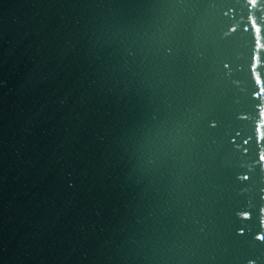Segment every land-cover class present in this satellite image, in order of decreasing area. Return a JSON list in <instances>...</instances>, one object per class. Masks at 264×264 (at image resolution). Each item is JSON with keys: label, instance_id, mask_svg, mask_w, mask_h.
Instances as JSON below:
<instances>
[{"label": "water", "instance_id": "obj_1", "mask_svg": "<svg viewBox=\"0 0 264 264\" xmlns=\"http://www.w3.org/2000/svg\"><path fill=\"white\" fill-rule=\"evenodd\" d=\"M264 0H0V264H264Z\"/></svg>", "mask_w": 264, "mask_h": 264}, {"label": "snow or ice", "instance_id": "obj_2", "mask_svg": "<svg viewBox=\"0 0 264 264\" xmlns=\"http://www.w3.org/2000/svg\"><path fill=\"white\" fill-rule=\"evenodd\" d=\"M262 159H264V157H261ZM261 239H264V237H261Z\"/></svg>", "mask_w": 264, "mask_h": 264}]
</instances>
